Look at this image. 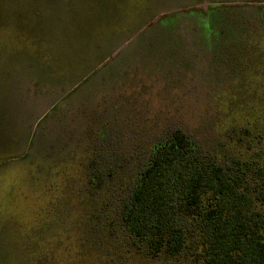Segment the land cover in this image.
Instances as JSON below:
<instances>
[{
	"label": "rangeland",
	"instance_id": "1",
	"mask_svg": "<svg viewBox=\"0 0 264 264\" xmlns=\"http://www.w3.org/2000/svg\"><path fill=\"white\" fill-rule=\"evenodd\" d=\"M174 129L264 163V0H0V264H127L108 190Z\"/></svg>",
	"mask_w": 264,
	"mask_h": 264
},
{
	"label": "trees",
	"instance_id": "2",
	"mask_svg": "<svg viewBox=\"0 0 264 264\" xmlns=\"http://www.w3.org/2000/svg\"><path fill=\"white\" fill-rule=\"evenodd\" d=\"M95 162L89 199L106 176ZM108 191L111 206L97 229L103 237L92 242L95 253L108 250L112 260L123 254L127 264L139 256L156 264H264V163L223 165L174 129ZM95 218L100 222L99 212Z\"/></svg>",
	"mask_w": 264,
	"mask_h": 264
}]
</instances>
